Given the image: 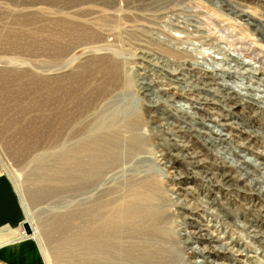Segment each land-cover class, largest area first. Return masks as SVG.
<instances>
[{
  "label": "rangeland",
  "instance_id": "obj_1",
  "mask_svg": "<svg viewBox=\"0 0 264 264\" xmlns=\"http://www.w3.org/2000/svg\"><path fill=\"white\" fill-rule=\"evenodd\" d=\"M132 123L137 151L87 193L102 219L142 200L178 264H264V0H0V179L26 194L44 156L94 127L133 146ZM51 194L28 197L41 230L69 208ZM23 210L0 228V264L80 263L54 259L68 239L39 241Z\"/></svg>",
  "mask_w": 264,
  "mask_h": 264
},
{
  "label": "bare ground",
  "instance_id": "obj_2",
  "mask_svg": "<svg viewBox=\"0 0 264 264\" xmlns=\"http://www.w3.org/2000/svg\"><path fill=\"white\" fill-rule=\"evenodd\" d=\"M123 99L125 98L122 96L118 101H124ZM136 112L134 108L132 113L136 115ZM138 125L139 123H132L127 126L126 137L135 140L133 146L116 142L112 136H103L97 132L100 129L94 127L88 131L86 139L76 142L72 150L50 155L52 158L44 156L39 162L47 164L39 166L32 174L34 185L30 183L29 190L26 188V194L19 189L23 209L26 210L27 219L31 221L35 229L37 239L42 242L43 235L53 232L61 235L60 242L68 239V246L57 248L55 254L50 250L54 259L68 260L70 256V259L72 257L74 260L78 259L80 262L78 264H178L173 249L170 250L161 245L154 234L160 221L158 218L161 215L160 207L157 205L153 207L142 200L129 201L118 209L112 210L110 217L104 220L102 219L104 207H100L98 200L90 201L93 197L87 194L92 188L100 187L103 169L124 161L127 154L130 156L132 147L136 149L134 153L137 151V142L140 141L138 138L141 137ZM51 193L56 195L59 193V196L63 197L55 205L69 208L63 215L61 214L62 216L44 214L36 219V222L39 220L38 223H41L39 227L44 223L41 230L36 227L37 225L33 222L34 217L31 218L29 214L31 209L29 199L38 202L47 198V194H50L49 198L53 197ZM84 195L88 197L82 199L78 205H73L74 198ZM190 215L193 217L194 214ZM47 216L51 218L52 225L48 222ZM73 220L77 223L75 224ZM192 220V225L197 228L192 234H196L198 239L209 240L208 227L201 224L199 219ZM180 235L182 240H186L188 234L185 231L180 232ZM31 258L34 260V256ZM24 262H27L26 259ZM201 262L202 260H196L193 263ZM25 263L22 260L20 264Z\"/></svg>",
  "mask_w": 264,
  "mask_h": 264
},
{
  "label": "crops",
  "instance_id": "obj_3",
  "mask_svg": "<svg viewBox=\"0 0 264 264\" xmlns=\"http://www.w3.org/2000/svg\"><path fill=\"white\" fill-rule=\"evenodd\" d=\"M12 182H13V180H11V179L9 180V178L3 179V180H2V178L0 179V228L5 223L7 224V222H8V224H15L16 222L19 221V219L21 217H22L21 219H23V215L20 216L21 211H24L22 198L20 197L19 190L17 191V188L13 185ZM4 195H6V196H4ZM8 196H9V198L12 199V201L16 205V208H15L16 212H14V214H12V216L6 210ZM23 221H24V219H23Z\"/></svg>",
  "mask_w": 264,
  "mask_h": 264
},
{
  "label": "water",
  "instance_id": "obj_4",
  "mask_svg": "<svg viewBox=\"0 0 264 264\" xmlns=\"http://www.w3.org/2000/svg\"><path fill=\"white\" fill-rule=\"evenodd\" d=\"M25 227H26L27 231H31V230L29 229L30 225H29L28 223H25Z\"/></svg>",
  "mask_w": 264,
  "mask_h": 264
}]
</instances>
